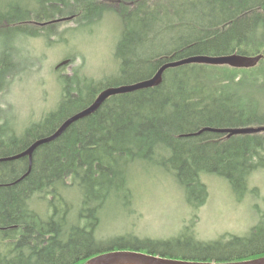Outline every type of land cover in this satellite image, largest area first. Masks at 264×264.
Wrapping results in <instances>:
<instances>
[{
    "label": "trees",
    "instance_id": "trees-1",
    "mask_svg": "<svg viewBox=\"0 0 264 264\" xmlns=\"http://www.w3.org/2000/svg\"><path fill=\"white\" fill-rule=\"evenodd\" d=\"M94 6L98 9L92 10ZM118 6L123 24L114 78L119 82L65 86L58 109L28 126L22 137L15 130L8 136L0 117V157L53 134L106 87L151 78L163 63L197 55H264V0H120ZM95 10L99 13L91 18ZM108 10L104 2L89 0L67 15L90 27L101 23ZM29 15L26 24L33 27L56 20L32 17L31 11ZM6 21L8 13L0 15V26ZM0 44L1 84L9 65L8 49L5 42ZM263 67L264 59L253 69L191 64L169 70L161 86L110 98L95 114L37 149L24 179L28 158L0 162V264H88L101 253L140 248L165 258L177 255L185 243L136 235L103 238L99 231L104 212L130 204L139 164L170 174L189 205L202 206L208 200L201 180L207 173L226 179L242 196L250 192L252 176L264 169V133L190 134L203 127H263L258 111L245 106L249 102L260 107ZM257 71L262 79L253 75ZM73 191L81 194L77 209L68 197ZM38 197L46 203L45 214L33 208ZM257 231L255 227L249 237L229 235L232 240L225 245L199 244L193 248L197 255L177 259L232 262L264 257V235Z\"/></svg>",
    "mask_w": 264,
    "mask_h": 264
},
{
    "label": "rangeland",
    "instance_id": "rangeland-1",
    "mask_svg": "<svg viewBox=\"0 0 264 264\" xmlns=\"http://www.w3.org/2000/svg\"><path fill=\"white\" fill-rule=\"evenodd\" d=\"M99 1L113 3L119 8L120 0ZM88 2L0 0V15L8 13V22L0 26V30L8 32L4 40L8 49V75L0 84V117L4 118L8 136L15 130L16 136L22 137L28 126L55 111L65 86L76 89L91 86L92 80L118 81L114 78L118 69L115 53L123 21L110 10L97 25L89 27L85 22L79 24L71 19L56 24V28L40 27L43 35L27 36L39 29L26 24L29 11L32 17L68 19V13L80 10ZM94 9L98 8L94 6ZM98 13L99 10L93 11L91 18ZM67 60L70 63L59 68ZM261 75H264V67ZM254 76L260 78L259 74ZM262 85L263 94L258 95L261 108L249 102L245 104L252 111L256 109L260 118H264L263 81ZM161 171L148 164L135 167L134 195L128 199L130 204L126 207L113 205L104 212L100 236L108 239L136 235L141 239L180 241L186 248L177 255H168V258L177 259L184 258L182 254L197 255L193 248L199 244L225 245L232 240L228 239L229 235L249 237L255 227L259 229L257 233L264 235V169L252 176L251 190L243 196L234 192L224 178L204 176L210 194L202 206L189 205L174 178ZM68 197L75 209L81 205V194L77 191ZM40 200L39 197L35 200V204H39L36 209L45 214L46 203ZM139 250L148 252L147 249Z\"/></svg>",
    "mask_w": 264,
    "mask_h": 264
},
{
    "label": "water",
    "instance_id": "water-1",
    "mask_svg": "<svg viewBox=\"0 0 264 264\" xmlns=\"http://www.w3.org/2000/svg\"><path fill=\"white\" fill-rule=\"evenodd\" d=\"M70 19L71 18L54 20L49 23H57L60 21H65ZM263 59H264V55H256V56H246L241 54H231V55H223V56L197 55L179 61L167 63L151 78L142 80L141 82H138L136 84L104 89L98 95L97 99L91 106H89L82 112L77 113L76 115L67 119L53 135L37 139L24 152L8 158H1L0 162L16 161L28 157L30 161L29 171L20 180L24 179L32 169L33 158L37 149H39L41 146L45 144L51 143L57 140L58 138H60L72 124L95 114L103 106V104L111 97L121 94L134 93L140 90L152 89L161 86L164 82V74L170 68H177L191 64H205V65H213V66H230L239 69H253L257 67ZM68 63L69 61H65L60 66L66 65ZM206 131L211 133L227 134L229 137H232L243 134L264 132V126L260 128H250V129L249 128H205L201 130L199 133L193 135L199 136ZM88 264H264V257L236 261V262H207V261H189V260L165 258L159 255H153L150 253L139 252V251H113V252L101 253L91 258Z\"/></svg>",
    "mask_w": 264,
    "mask_h": 264
},
{
    "label": "bare ground",
    "instance_id": "bare-ground-1",
    "mask_svg": "<svg viewBox=\"0 0 264 264\" xmlns=\"http://www.w3.org/2000/svg\"><path fill=\"white\" fill-rule=\"evenodd\" d=\"M130 4L132 5V7L135 6L134 3H132V2H131ZM58 5H59V4H58ZM107 6L110 7V11H111V12H114L115 14H117V12H116V8H115V5H113V3H112V4H111V3H108ZM103 20H104V17L102 16L101 21H103ZM35 25L38 26L39 28H40V27H42V28L44 27V28H45V26L49 25V23L36 22ZM46 28H47V27H46ZM121 29H122V28H121ZM0 32H4V36L6 35L5 38L7 37V35H8V32H7V31L0 30ZM121 33H122V31H121ZM1 42H4V37H3V34H2V33H0V43H1ZM262 55H263V54H262ZM246 56H253V55H246ZM67 61H69V63H70V60H67ZM170 62H175V61H169V62L163 63V64L157 69L156 73H157V72H158V71H159V70H160L165 64L170 63ZM66 65H67V64H66ZM197 65H205V64H197ZM208 66H213V65H208ZM60 67H61V66H59V68H60ZM228 67H230V66H228ZM177 68H180V67H177ZM177 68H170V69H168V70L165 72L164 77H165L166 73H167L169 70L177 69ZM230 68H233V67H230ZM233 69H239V68H235V67H234ZM240 70H241V69H240ZM156 73H155V74H156ZM155 74H154V75H155ZM138 82H141V80H140V81H136V82H134V83H129V84H120V85L108 86V87H106L105 89H107V88H111V87H120V86H124V85L136 84V83H138ZM103 90H104V89H103ZM103 90H102V91H103ZM63 91H64V88H63ZM102 91H101V92H102ZM140 91H141V90H140ZM101 92H100V93H101ZM100 93H99V94H100ZM128 94H130V93H128ZM121 95H125V94H121ZM117 96H119V95H117ZM97 97H98V96H97ZM97 97L95 98V100L97 99ZM113 97H115V96H113ZM111 98H112V97H111ZM61 99H62V97H61ZM61 99H60V101H61ZM95 100H94L91 104H89L88 106H86L85 108L80 109V110H78L76 113L72 114L70 117L76 115L77 113L82 112L83 110H85L86 108H88L89 106H91V105L95 102ZM108 100H109V99H108ZM108 100H107V101H108ZM60 101H59V103H60ZM107 101H106V102H107ZM106 102H105V103H106ZM59 103H58V106H59ZM105 103H104V104H105ZM104 104H103V105H104ZM260 104H261V102H260ZM260 104H259V105H260ZM58 106H57L56 110L58 109ZM259 108H261V105H260ZM70 117H69V118H70ZM43 118H44V117H43ZM43 118H42V119H43ZM69 118H68V119H69ZM42 119H41V120H42ZM3 120H4V118H3ZM66 120H67V119H66ZM66 120H65V121H66ZM65 121H64V122H65ZM64 122H62V123L60 124V127L63 125ZM60 127H58V128L56 129V131H57ZM260 127H261V126L258 125V126H253V127L248 126V127H244V128H249V129H250V128H260ZM205 128H214V127H203V128H201V129L199 130V132H200L201 130L205 129ZM5 131H6V133H8V130H5ZM56 131H55V132H56ZM55 132H54V133H55ZM199 132H197V133H199ZM54 133H53V134H54ZM197 133H195V134H197ZM204 133H208V132L206 131V132H204ZM204 133H202V134H204ZM260 133H264V132H260ZM260 133L243 134V135H254V134H260ZM53 134H51V135H53ZM202 134H201V135H202ZM51 135H49V136H51ZM190 135H193V134H190ZM225 135H227V134H225ZM227 136H228V135H227ZM45 137H47V136H45ZM228 137H229V136H228ZM58 139H59V138H58ZM55 141H56V140H55ZM53 142H54V141H53ZM51 143H52V142H51ZM45 145H46V144H45ZM28 148H29V147H28ZM28 148H27V149H28ZM27 149H26V150H27ZM24 151H25V150H22V151H19V152H17V153H14L13 155H10V156L0 157V159H1V158H8V157H11V156H14V155L20 154V153H22V152H24ZM27 158H28V157H27ZM23 159H24V158H23ZM28 160H29V158H28ZM6 162H8V161H6ZM33 162H34V158H33ZM29 168H30V161H29ZM153 168L161 171V169H158V168H156V167H153ZM262 170H263V169H261V170H259V171H262ZM259 171H257V172H259ZM161 172H163V173L166 174V175L171 176L170 174L166 173L165 171H161ZM257 172H256V173H257ZM206 175L217 176V175L209 174V173L202 175L201 180H202V182H203L205 185H206V183H205V180H204V176H206ZM218 177H220V176H218ZM172 178H173V177H172ZM220 178H221V177H220ZM174 180H175V179H174ZM225 180H226V179H225ZM18 181H19V180H18ZM226 181H227V180H226ZM227 182H228V181H227ZM228 183H229V182H228ZM229 185L231 186L230 183H229ZM0 186H1V185H0ZM178 186H179V185H178ZM179 187H180V186H179ZM180 188H181V187H180ZM231 188H232V186H231ZM207 189H208V191H209L208 186H207ZM209 194H210V191H209ZM39 202H40V201H39ZM38 205H39V204H38ZM38 205H36V204L34 203V208H37ZM232 262H236V261H232Z\"/></svg>",
    "mask_w": 264,
    "mask_h": 264
}]
</instances>
